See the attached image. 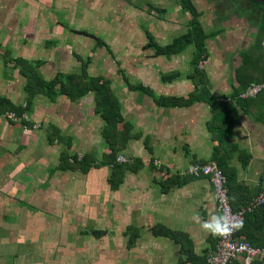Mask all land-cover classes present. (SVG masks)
<instances>
[{
	"label": "rangeland",
	"instance_id": "1",
	"mask_svg": "<svg viewBox=\"0 0 264 264\" xmlns=\"http://www.w3.org/2000/svg\"><path fill=\"white\" fill-rule=\"evenodd\" d=\"M22 1L14 0L12 8L17 12L29 10V4L26 6ZM192 2L201 12L204 31L211 33L214 24L209 16L210 0ZM56 5L55 27L49 30L48 25L39 24L37 30L40 32L33 33L35 40L31 48L23 46L27 41L25 36H19L16 49L0 46V83L4 82L2 78L10 75L19 81L17 97L19 105H25L22 85L25 79L13 75L18 69L12 63L3 62L6 50L12 59H26L32 65L40 62L38 70L45 80L58 73H79L82 61H87L89 75L104 76L111 81L123 117L118 128L128 123L131 135L139 134L138 138L126 141L123 149L118 151L117 159L122 157L124 162L132 163L136 158L144 157L143 167L135 175L137 182L151 183L154 176L160 178L159 164L155 163L157 157L153 159L141 153L151 143L146 137L145 126L146 129L151 126L147 123L150 115L157 114H153V100L129 86L141 84L160 94L166 88L161 74L190 72L191 46L170 58L154 57L152 48H144L146 29L158 44L165 45L186 32L190 16L175 0H60ZM83 31L87 35L81 34ZM97 38L105 46H97ZM211 38L206 40L208 53ZM199 66L208 77L209 57ZM0 96L6 95L0 90ZM67 100L65 96H59L56 103H52L41 95L33 98L32 106L25 114V121L32 127L23 123L22 117L12 121L1 116L3 123L9 126V122L19 124L18 129L25 133L26 143L36 135L35 131L39 135H36L37 142L23 156L18 154V145L24 142L20 137L5 140L7 137L3 136L1 138L6 142L0 140V264L130 263L129 235L125 231L133 225L130 218L133 175L126 172L120 186L112 191L108 180L111 166L92 164L87 174L63 172L57 166L64 145L56 144L50 152L44 151L47 140L42 129L55 123L61 127L63 135L70 136V153L73 155L80 158L90 152L99 163L102 155L109 153L102 136L105 122L94 112L93 94L89 93L70 106ZM34 148L41 153L37 159L33 156ZM43 151L44 160L40 158ZM190 164L191 161H185L177 170Z\"/></svg>",
	"mask_w": 264,
	"mask_h": 264
},
{
	"label": "crops",
	"instance_id": "2",
	"mask_svg": "<svg viewBox=\"0 0 264 264\" xmlns=\"http://www.w3.org/2000/svg\"><path fill=\"white\" fill-rule=\"evenodd\" d=\"M58 1L60 0H23L26 6L29 4V10L25 8L24 11L17 12L12 8L14 0L10 2L0 0V46L16 49L19 36H25L27 43L25 42L23 46L31 48L35 40L33 33L40 32L37 30L39 24L48 25L49 30L55 25V8ZM210 7L209 16L214 24L212 31L216 32L211 38L212 44L208 53L210 92L225 97L224 99H230L234 88L238 85L235 71L242 63L241 55L255 46L261 14L259 10L250 6L237 13L232 10L233 5L229 8L226 5L222 7L218 4V0H210ZM13 72L17 73H13L15 77L21 76L17 70ZM256 74L264 80L262 65L259 63ZM12 78L11 75L2 78L4 82L0 83V90L6 95V99L19 105L17 89L20 83ZM164 85L166 86L164 93L156 94L152 91L156 95L186 97L193 90L189 80L177 79ZM74 104L75 102L67 100L68 106ZM151 104L153 114H157L152 117L150 115L147 123L151 126L147 129L145 126L146 137L151 141L150 150L144 148L141 153L153 159L157 157L155 163L159 164L157 171L160 173V178L154 176L151 183L137 182L135 175L137 176L138 171L128 172L134 178V182L130 184V186L134 185L130 195V218L133 224L130 225V229L137 230L134 245L128 250L130 259L128 264H193L181 250L180 237L177 236L175 240L172 237L154 234L153 230L160 225L169 231L186 233L187 241L190 240L192 245V252L198 257L207 256L216 246L218 234L208 232L201 227L203 221L218 215L208 179L192 178L182 185L173 186L166 193H162L159 186V182L165 181L170 176H179L185 168L181 171L177 169L185 161H191V164L210 161L213 148L217 145V142L211 139L206 126L211 119V113L203 103L183 108H160L152 101ZM135 105L139 107V103L136 102ZM49 117H52V112ZM2 120L3 117L0 116V140H4L1 138L3 136L7 137L5 140L20 137L24 142L18 145V154L23 156L25 151L37 142L36 135H39V132L35 131L36 135L29 138L26 143L23 137L25 133L18 129L19 124L9 122V126ZM47 126L42 129L45 138ZM55 126L62 132L61 127L56 124ZM231 134L239 150L250 156L246 165H242V159L237 153L229 161V166L236 174L237 194L245 193L250 200L264 189V90L258 98L245 103L242 111L239 109L238 122L232 128ZM56 144H47L44 151L50 152ZM39 154H41L39 149L34 148L33 156L37 159ZM44 156L45 152L40 158L44 160ZM141 158L144 163V157ZM197 215L200 221L194 219ZM186 244L188 245V242H185Z\"/></svg>",
	"mask_w": 264,
	"mask_h": 264
},
{
	"label": "trees",
	"instance_id": "3",
	"mask_svg": "<svg viewBox=\"0 0 264 264\" xmlns=\"http://www.w3.org/2000/svg\"><path fill=\"white\" fill-rule=\"evenodd\" d=\"M228 2V3H227ZM175 3L180 6L184 13H187L190 18L187 22V30L184 34L175 37L172 41L165 45H160L155 41L154 36L147 29L145 36L147 44L144 48H152L154 57L163 56L170 58L173 55L182 53L188 47H192L193 56L191 60L192 69L190 72L172 71L160 75L163 83L172 82L174 80L185 78L193 85V90L186 97H172L164 95H156L151 89L142 86L141 84L129 86L131 90L141 92L148 95L153 100L154 104L160 108H183L190 107L196 103L205 104L210 113L211 119L207 122V130L211 134V139L217 142L213 148L210 161L215 162L227 179L228 198L231 208L236 211L242 205L249 202L245 193L237 194V180L233 168L229 166V161L235 153L242 159V165H246L250 156L245 155L239 150L238 145L234 141L231 130L238 122L239 109L242 111L245 103H249L252 99L259 97L261 90L254 98H240L246 88L252 84H264V80L259 78L257 72V64L262 65L264 72V2L262 0H218V4L223 6H234L233 11L239 13L241 10H246L249 6L259 10L260 22L258 24L255 46L252 50H248L241 55L242 63L235 71V78L238 83L233 90V95L230 99L214 95L210 92V83L205 70L199 65L205 61L209 55L206 48V40L215 36L216 32L207 33L204 31L200 16L201 12L194 6L192 0H175ZM245 3V4H244ZM225 4V5H224ZM244 5V6H243ZM221 32V31H218ZM217 32V33H218ZM87 35L84 31L81 33ZM96 38V37H95ZM97 46L105 44L97 38ZM258 46V47H257ZM259 48V49H258ZM6 50L3 55V62L13 64V67L18 69V73L25 79L23 91L26 94L25 105H16L5 97L0 96V116H6L8 113L14 114L15 117L21 118L23 114L32 106V100L38 95L44 96L50 102H55L59 96H65L70 102H77L89 93L93 94L94 112L100 116L105 122L102 130V136L109 148V153L102 155L99 163H96V158L92 153L77 157L70 153V136L63 135L61 130L53 124L46 128V140L48 145L63 144L58 157L57 169L63 172L66 171H81L87 174L92 167V164L109 165L111 173L109 176L110 189L117 190L118 186L123 181L126 172H137L143 167L141 159L136 158L134 162L116 161L118 151L123 149L125 143L130 138H138L139 134L131 135V126L124 123V127L119 129L118 124L123 121L121 115V107L115 95L112 92L111 81L104 76H91L87 72V61H82V66L79 73H71L67 75L56 74L52 79L45 80L38 70L40 62L32 65L28 60L15 58ZM128 83V82H126ZM28 127H32L25 119L21 120ZM147 142V139L144 140ZM148 150H150L148 148ZM245 157V158H244ZM207 161V162H210ZM205 163V162H196ZM193 177H179L176 175L170 176L163 182H159L162 193H166L175 185H182L191 180ZM204 178V177H200ZM158 229V230H157ZM131 231V233H130ZM125 232L129 235L127 246L132 247L137 237L136 229H127ZM154 234L172 237L176 240L177 236L181 238V250L187 256V259L193 264H205V257L195 256L192 252L191 242L187 241L188 236L183 232L169 231L166 228L155 227ZM236 237L250 243L253 246L264 247V203L254 209L252 212L245 215L242 227L236 230ZM188 242V245H185ZM232 264H239L238 261H233ZM252 264H263L260 261H253Z\"/></svg>",
	"mask_w": 264,
	"mask_h": 264
},
{
	"label": "built area",
	"instance_id": "4",
	"mask_svg": "<svg viewBox=\"0 0 264 264\" xmlns=\"http://www.w3.org/2000/svg\"><path fill=\"white\" fill-rule=\"evenodd\" d=\"M264 2V0H262ZM264 84H252L240 94V98H254L261 90ZM12 121L18 120L12 113L6 115ZM26 120L27 116H22ZM119 163L125 160L118 157ZM181 177L207 178L215 200V208L218 215L226 217L228 224L220 230L215 248L206 256L205 264H232L238 261L239 264H252L257 260L264 264V247L253 246L250 243L236 237L235 225L244 221L245 215L252 212L264 203V189L249 202L236 211L231 208L228 198L227 179L219 170L215 162L193 163L180 173Z\"/></svg>",
	"mask_w": 264,
	"mask_h": 264
},
{
	"label": "clouds",
	"instance_id": "5",
	"mask_svg": "<svg viewBox=\"0 0 264 264\" xmlns=\"http://www.w3.org/2000/svg\"><path fill=\"white\" fill-rule=\"evenodd\" d=\"M194 219H196L197 221H200L199 215L194 217ZM227 224H228V221L226 217H224L223 215H215L211 217L208 221H203L201 223V227L205 229L206 231L211 232L213 234H221L220 230L224 229ZM235 226L242 227V221L238 222Z\"/></svg>",
	"mask_w": 264,
	"mask_h": 264
}]
</instances>
